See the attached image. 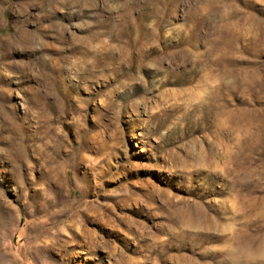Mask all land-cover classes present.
<instances>
[{
  "label": "rangeland",
  "instance_id": "obj_1",
  "mask_svg": "<svg viewBox=\"0 0 264 264\" xmlns=\"http://www.w3.org/2000/svg\"><path fill=\"white\" fill-rule=\"evenodd\" d=\"M0 264H264V0H0Z\"/></svg>",
  "mask_w": 264,
  "mask_h": 264
}]
</instances>
